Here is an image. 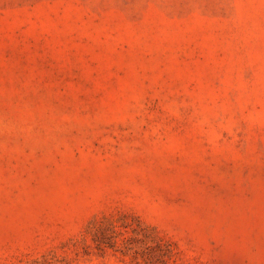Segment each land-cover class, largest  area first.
I'll use <instances>...</instances> for the list:
<instances>
[{
    "label": "rangeland",
    "instance_id": "374dc122",
    "mask_svg": "<svg viewBox=\"0 0 264 264\" xmlns=\"http://www.w3.org/2000/svg\"><path fill=\"white\" fill-rule=\"evenodd\" d=\"M0 264H264V0H0Z\"/></svg>",
    "mask_w": 264,
    "mask_h": 264
}]
</instances>
